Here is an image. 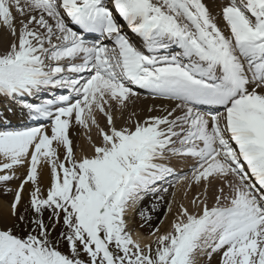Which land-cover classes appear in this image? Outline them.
Returning <instances> with one entry per match:
<instances>
[{
  "label": "snow or ice",
  "instance_id": "6c2138e0",
  "mask_svg": "<svg viewBox=\"0 0 264 264\" xmlns=\"http://www.w3.org/2000/svg\"><path fill=\"white\" fill-rule=\"evenodd\" d=\"M112 3L0 0V23L14 38L0 54V96L15 100L49 88L73 94L22 103L30 118L50 122L51 135L44 126L0 131V171L9 172L0 182L18 178L17 166H29L11 215L26 221L18 210L29 183L35 213L26 237L0 228V264H199L201 256L211 260L217 253L221 264H264V0H230L222 9L227 33L205 0ZM84 33H99L112 46L89 44ZM170 47L180 52L159 55ZM136 88L176 103L162 106L163 115L117 127L113 105L127 107ZM202 105L217 110L201 111ZM96 111L106 117V127ZM73 122L97 128L100 141L91 156L75 155ZM169 155L195 157L193 181H218L220 187L214 206L207 203V189L203 199H192L194 211L181 204L171 231L158 235L157 227L150 233L153 248L132 232L130 214L145 195L161 191L155 185L173 171L161 162ZM44 163L51 173L46 197L40 187ZM61 219L65 231L54 241L50 228Z\"/></svg>",
  "mask_w": 264,
  "mask_h": 264
},
{
  "label": "bare ground",
  "instance_id": "6f19581e",
  "mask_svg": "<svg viewBox=\"0 0 264 264\" xmlns=\"http://www.w3.org/2000/svg\"><path fill=\"white\" fill-rule=\"evenodd\" d=\"M107 2H108V0H104V3L106 6H107ZM205 3L208 4L211 12L216 17L218 25L222 28V30H225V32L227 33V29L225 28V24H224V21L222 19V9H223V7L227 6L230 3V0H205ZM13 15L16 19V27H17V29H19V27H20L19 21L21 19V16L18 12L15 11V9L13 10ZM23 19L26 20L27 17L25 16V17H23ZM65 22L67 23L66 20H65ZM50 23H54V22L50 20ZM13 39L14 38L11 35L10 30L5 25L0 23V54H3L8 49L10 43L13 42ZM53 42L56 43L55 40ZM104 44H108L110 47L112 46V44L109 40L106 41ZM143 51H145V50H143ZM77 62H80V61H77ZM48 63H52V62L48 61ZM84 75L86 76L87 73ZM134 90H136V89H134ZM66 91H68V93L70 92L69 89H66ZM137 93H138V95L132 97L127 102V107L122 109V108H120L119 105H116V104L113 105V115L115 117V123H116L117 127H123L126 124H131L132 121L136 120V119L143 120L150 115H163L164 113L159 111V109L162 106L170 108V107L174 106V104L176 103L175 101H169V100L157 97V96H149V95L142 94L139 92H137ZM26 97L17 98L15 100H13L12 98H9V97L0 96V123L2 120H4L7 123L18 125V124H21L23 122V120L26 121V119H28V117H30L27 109L24 110L22 108H11L13 110L10 111L11 109L9 110L8 108H6L8 106H14L17 104L22 105L23 102L27 101ZM9 100H11L14 103V105H11L12 103L9 102ZM45 100H47V99H45ZM45 100H43V101H45ZM43 101H41V103ZM149 108H155L156 111L149 112ZM207 108L211 111H215V109L211 106H207ZM11 112H12V114H11ZM221 112H223V110ZM133 113H135L136 115L133 116ZM96 119L99 122L101 127H106V124H107L106 117L102 113H100L99 111H96ZM37 120H40L41 122L47 121L44 119L42 120V118L37 119ZM48 133H49V135H51L50 127L48 128ZM69 134H70V138L73 140V146H74L75 155L77 156V158H80L84 155L91 156L93 154V148H92L93 143H99V141H100L98 130L94 125L90 126V130H89V129H85L82 126H79V125L75 124V122H73V125L70 129ZM89 137H91V140L89 139ZM53 147H56V145L54 144ZM58 152L60 154L61 159H63L64 149L61 147L58 149ZM183 161L185 162V160H183ZM194 166H195L194 163H187V164L181 165V166L176 167V168L171 167L173 170L172 175H168V176H171L173 179V176H176V175L181 176L183 174L184 175L189 174L190 170H192L194 168ZM41 168H42L43 178H42V181H40V184L44 183V185L46 184L47 188H49L50 180H51L50 167L48 164L44 163L41 165ZM165 178H167V176ZM178 180H179L178 187H180V186L184 187L185 183L186 184H193V185L196 184L193 181V178H191V180H190V178H187V180H185V183H183L184 182L183 179L178 178ZM161 181L162 180L158 181L157 184H160ZM165 183H166V181H165ZM200 184L203 185L202 191L204 194H205V189H207V192H206L207 199H209L212 202H215V196L218 194V188L220 187L219 182L213 181L211 185H206L204 182H201ZM155 188L160 189L161 191L156 192L159 195H154V196L150 197V199L148 201H150L152 203L155 202V200H154L155 197L162 195V187L156 186ZM227 194H228V189L225 186V195H227ZM146 197L147 196H144V198H146ZM158 201H156V202H158ZM147 205H149V203ZM211 205H213V204L211 203ZM139 208L141 209V207H139V204H138L136 206V208L134 209V211L130 214V220H129L130 228H132L131 226H132V219H133L134 212L136 210H139ZM0 213H1L0 214V224L2 226H6V225L10 224L11 219H12L10 206H5L4 208H0ZM133 233L134 234L138 233L139 238L142 240V243H144V244L152 241L153 239L155 240V237L152 235L146 236V235H143L139 231H135ZM220 255L221 254H219V253L213 254L211 260H208L207 258H205L203 260V264H219L220 257H221Z\"/></svg>",
  "mask_w": 264,
  "mask_h": 264
},
{
  "label": "rangeland",
  "instance_id": "374dc122",
  "mask_svg": "<svg viewBox=\"0 0 264 264\" xmlns=\"http://www.w3.org/2000/svg\"><path fill=\"white\" fill-rule=\"evenodd\" d=\"M172 163L178 165L177 161L171 162V164ZM170 167H172V166H170ZM15 175L18 178L13 179V180L8 181V182H5V183L0 182V208H4L5 206H8V204L10 205V202L12 201L13 193H14V190L16 188L15 186L18 184V182L21 178V176L19 177L18 172H15ZM185 180H187V179H185ZM185 180H184V182H185ZM40 186L43 188V191H44L43 196H45L48 188H47L46 184L44 185V183H41ZM202 186L203 185H201V184H198V185L194 184L193 185V184H186V183L184 184V187L180 186V188L182 190H184L186 192H189V191H191V192L186 193L183 196H182V194H180V192H178L179 194H177V195H176V193L173 194L172 201H174V202H172V205H171V203H170L171 202V192H172V190L176 191V189H177L176 187H174V188L172 187L170 190H168L167 193L162 195L164 197L163 200L168 202L167 204L162 201V202H159V204L160 203H163V204H160L156 207L154 206V207H152V209L147 208L146 211L141 210L145 213V216H148V215L151 216L150 221L145 222V220L139 214L141 211L138 212V215L136 218L137 227L140 228L145 233H150L157 227L160 228L159 234H163L165 232L171 231L172 223L175 220V218H176V216L180 210L179 206L181 204H183L185 207H188L189 210H191L194 207V205H192V203H191L192 199L194 197H196L197 195H200V197L202 199V197L205 195L202 191L203 190ZM185 187L187 189H185ZM8 189H11V191H7ZM29 190H30V188L24 190V192L22 194L23 198H22L21 205L27 203V201L29 200V198H28ZM184 196H186V197H184ZM149 203H152V202L149 201ZM207 203L209 204L210 207L215 204V202H212L209 199H207ZM211 203L213 205H211ZM154 205H155V203H154ZM169 206H171V209H172L171 212L168 211ZM194 210L195 209H193L192 211H194ZM141 224H143L144 226L141 227ZM10 225H11V223L6 225L5 228H9ZM2 228H4V227H2ZM152 245H153V248H155V242H153Z\"/></svg>",
  "mask_w": 264,
  "mask_h": 264
}]
</instances>
